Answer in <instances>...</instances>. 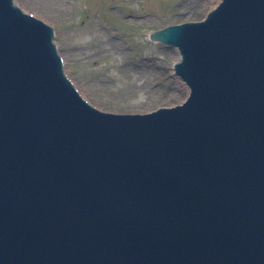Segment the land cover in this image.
<instances>
[{
	"label": "water",
	"instance_id": "1",
	"mask_svg": "<svg viewBox=\"0 0 264 264\" xmlns=\"http://www.w3.org/2000/svg\"><path fill=\"white\" fill-rule=\"evenodd\" d=\"M0 0V264H264V0L151 39L189 97L114 117Z\"/></svg>",
	"mask_w": 264,
	"mask_h": 264
},
{
	"label": "rangeland",
	"instance_id": "2",
	"mask_svg": "<svg viewBox=\"0 0 264 264\" xmlns=\"http://www.w3.org/2000/svg\"><path fill=\"white\" fill-rule=\"evenodd\" d=\"M219 0H14L54 30L68 78L104 112L144 114L180 104L172 76L175 49L149 41L152 31L203 19Z\"/></svg>",
	"mask_w": 264,
	"mask_h": 264
},
{
	"label": "bare ground",
	"instance_id": "3",
	"mask_svg": "<svg viewBox=\"0 0 264 264\" xmlns=\"http://www.w3.org/2000/svg\"><path fill=\"white\" fill-rule=\"evenodd\" d=\"M176 55V54H175ZM177 60V56H174V61Z\"/></svg>",
	"mask_w": 264,
	"mask_h": 264
}]
</instances>
